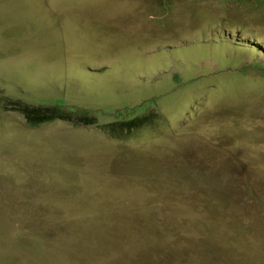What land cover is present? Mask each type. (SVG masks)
I'll list each match as a JSON object with an SVG mask.
<instances>
[{
	"label": "rangeland",
	"instance_id": "rangeland-1",
	"mask_svg": "<svg viewBox=\"0 0 264 264\" xmlns=\"http://www.w3.org/2000/svg\"><path fill=\"white\" fill-rule=\"evenodd\" d=\"M0 99L98 120L0 106V264H264V0H0Z\"/></svg>",
	"mask_w": 264,
	"mask_h": 264
},
{
	"label": "trees",
	"instance_id": "trees-1",
	"mask_svg": "<svg viewBox=\"0 0 264 264\" xmlns=\"http://www.w3.org/2000/svg\"><path fill=\"white\" fill-rule=\"evenodd\" d=\"M0 106L7 109L17 110L24 116L26 122L31 125L43 124L57 119L83 125H93L98 123L97 116L87 110L68 108L58 104L32 105L14 99H0ZM156 117L157 113L150 110L148 113L135 114L127 119L118 117L117 119L104 124L108 129L103 126L101 127L117 137L114 133H129L144 124H150L156 119Z\"/></svg>",
	"mask_w": 264,
	"mask_h": 264
}]
</instances>
